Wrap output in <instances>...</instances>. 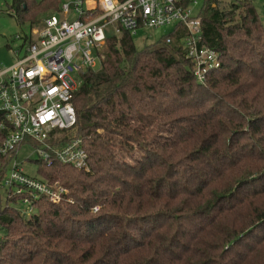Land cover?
Masks as SVG:
<instances>
[{"label": "trees", "instance_id": "obj_1", "mask_svg": "<svg viewBox=\"0 0 264 264\" xmlns=\"http://www.w3.org/2000/svg\"><path fill=\"white\" fill-rule=\"evenodd\" d=\"M215 1L198 17L221 65L202 81L181 27L140 49L113 41L83 71L68 134L90 171L38 163L73 202L42 198L30 217L5 202L0 264H264V26L252 0ZM59 2L11 8L32 24Z\"/></svg>", "mask_w": 264, "mask_h": 264}, {"label": "built area", "instance_id": "obj_2", "mask_svg": "<svg viewBox=\"0 0 264 264\" xmlns=\"http://www.w3.org/2000/svg\"><path fill=\"white\" fill-rule=\"evenodd\" d=\"M197 1L66 0L24 35L23 54L0 67V158L7 163L0 190L6 202L26 217L35 213L42 198L55 204L73 202L59 181L38 176L37 166L59 162L90 171L82 139L68 134L77 120L72 97L80 82L72 74L80 78L84 70L100 64L103 45L118 32L132 36L139 29L181 27L179 42L194 63L198 81L221 65L220 54L202 44L200 18L193 8ZM23 147L36 158H20ZM26 164L36 166L35 175L26 171Z\"/></svg>", "mask_w": 264, "mask_h": 264}, {"label": "rangeland", "instance_id": "obj_3", "mask_svg": "<svg viewBox=\"0 0 264 264\" xmlns=\"http://www.w3.org/2000/svg\"><path fill=\"white\" fill-rule=\"evenodd\" d=\"M38 1V0H35ZM66 0H60L59 6L61 3L65 2ZM217 1L220 3V5H223V7H228L229 3L235 2V0H216L213 5H216ZM11 2L12 0H0V67L2 66H9L11 65L17 57L21 56L23 54V47L20 48V45L22 44V41L24 39V35H28L31 28H36L40 24V20L45 16V12L39 13L37 18H35V21L30 24L28 20H25L22 23H19L16 19V12L13 8H11ZM237 2H245L244 0H238ZM253 6L256 8L257 13L259 14L260 20L262 25L264 26V0H252L251 1ZM203 1L198 0L195 5H193L194 12L198 13L201 9ZM58 6V9H59ZM56 11L50 10L49 13H53ZM48 13V14H49ZM172 26H168L166 28L161 29H139L135 35H132V41L137 49H140L144 47L145 45H150L159 39H161L165 34H168L169 31H171ZM112 40L106 42L105 45H103V48L106 49V47L110 44H112ZM100 66L99 63L96 64V66L93 69H98ZM73 79L79 80L77 73L72 74ZM20 158H25L24 155L29 156L31 159H35L36 156L33 152L28 150L27 148H24L20 150L19 152ZM128 162H131L132 158L130 156L126 157ZM36 166L32 164H26L25 169L26 171L31 174L35 175V169ZM6 202L5 194L2 190H0V208L3 206ZM10 206H12L10 204ZM15 206V205H14ZM19 209L26 210L27 207L23 205H18ZM4 234L3 229L0 228V237Z\"/></svg>", "mask_w": 264, "mask_h": 264}, {"label": "crops", "instance_id": "obj_4", "mask_svg": "<svg viewBox=\"0 0 264 264\" xmlns=\"http://www.w3.org/2000/svg\"><path fill=\"white\" fill-rule=\"evenodd\" d=\"M50 11V10H49ZM49 11L46 13V14H48L49 13ZM52 11H54V10H52ZM46 14H44V15H46ZM40 22H41V20H40ZM128 34L127 33H125V32H123V31H120V32H118L117 34H116V36H113L112 37V41H117V42H119L120 40H121V38H124V37H126Z\"/></svg>", "mask_w": 264, "mask_h": 264}]
</instances>
